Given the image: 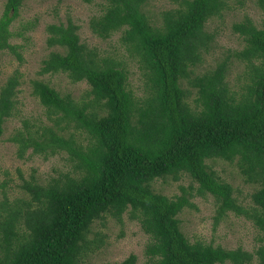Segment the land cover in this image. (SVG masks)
Returning <instances> with one entry per match:
<instances>
[{"label":"trees","instance_id":"obj_1","mask_svg":"<svg viewBox=\"0 0 264 264\" xmlns=\"http://www.w3.org/2000/svg\"><path fill=\"white\" fill-rule=\"evenodd\" d=\"M24 1L6 0L0 17V52L19 60L18 46L9 43L10 26ZM147 1L105 0L100 14L89 20L93 35L106 40L121 33L127 52L138 57L144 78L140 98L127 88L120 64L99 60L80 42L71 20L46 27L47 47L56 50L38 74L84 81L91 99L76 103L40 80L31 83L32 94L49 115L74 123L87 140L79 143L73 134L66 138L43 126L40 136L24 129L11 138L19 157L29 148L45 159L62 151L72 170L45 185L26 182L28 199L0 203V264H84L103 243L93 224L107 217L122 224L124 214L148 236L149 264H251L254 258L264 264V18L260 27L249 19L233 24L242 49H229L213 68L195 71L214 50V34L205 26L221 15L225 2L174 0L177 6L163 11L158 23L144 13ZM256 4L264 12V0ZM29 29L27 24L25 32ZM233 58L248 74L239 90L227 83ZM18 86L13 76L0 89V138ZM211 159L236 161L244 180L258 186L251 207L237 203L233 187L206 164ZM181 175L197 183L199 195L214 198L216 219L232 212L252 221L263 233L255 252L189 242L178 216L193 207L191 186H181L173 198L151 188L156 179L178 181ZM117 264H136V256Z\"/></svg>","mask_w":264,"mask_h":264},{"label":"rangeland","instance_id":"obj_2","mask_svg":"<svg viewBox=\"0 0 264 264\" xmlns=\"http://www.w3.org/2000/svg\"><path fill=\"white\" fill-rule=\"evenodd\" d=\"M6 0H0V17ZM226 4L220 16H214L206 23L205 29L214 34L215 45L210 55L204 57L201 67L195 71L213 68L216 60L225 56L226 51L240 50L243 40L233 33L235 23L249 19L260 27L264 12L258 8L256 0H223ZM105 0H26L22 4L18 17L10 26L12 36L9 43L18 46L21 56L19 60L9 51L0 52V89L13 76L18 77L19 86L16 97V106L12 117L4 124L3 135L0 138V203L7 199L8 204L26 198L28 195L23 189L26 182L45 185L63 172L72 170L69 155L59 152L56 155L44 158L41 154H32V148L27 149L22 157L18 155V144L11 138L24 129L34 136H40L41 127L52 128L58 135L64 137L73 134L79 143H86V134L74 128V123L67 124L60 120L59 115H49L41 106L38 99L32 94V82L40 80L49 84L60 95L70 96L76 103L90 100L87 95L89 86L86 82L72 83L65 74L39 75L42 61L49 52L56 48H48L46 27L50 24L66 23L69 19L79 27L80 42L87 48L94 50L99 60L111 59L120 64V69L127 72V88L140 98L143 95V76L138 57L130 55L120 42L121 33H115L109 39L102 40L93 35L89 29V20L99 15ZM177 4L174 0H148L143 7L144 13L150 20L158 23L161 13ZM27 24L30 28L25 32ZM22 33V35H19ZM247 70L244 64L230 60V71L227 83L231 90H239L247 81ZM26 124V125H25ZM61 132H60V131ZM219 177L229 183L234 190L233 196L237 203L249 208L252 206L251 194L258 188L256 184L247 183L239 173L236 161L230 163L221 159L206 160ZM188 188L190 203L193 207L185 208L178 216L180 228L191 243L201 242L226 250L242 248L253 253L261 244L263 233L260 232L244 216H236L227 212L219 219L214 198L209 195H199L197 183L186 175H181L178 181L172 178L156 179L151 188L154 192L173 198L181 194L180 187ZM93 231L103 236V243L93 253L84 258V264H117L129 255L136 256V264H149L144 253L145 245L150 241L140 229L137 221L122 217V224L112 218L96 221ZM229 264V263H226ZM251 264H257L256 258Z\"/></svg>","mask_w":264,"mask_h":264}]
</instances>
